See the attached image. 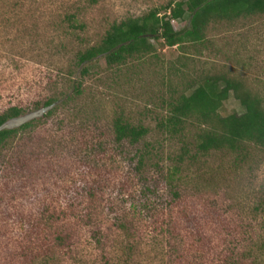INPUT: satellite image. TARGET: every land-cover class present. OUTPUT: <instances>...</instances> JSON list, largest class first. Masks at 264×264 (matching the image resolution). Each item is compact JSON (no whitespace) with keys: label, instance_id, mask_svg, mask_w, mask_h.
I'll return each instance as SVG.
<instances>
[{"label":"rangeland","instance_id":"1","mask_svg":"<svg viewBox=\"0 0 264 264\" xmlns=\"http://www.w3.org/2000/svg\"><path fill=\"white\" fill-rule=\"evenodd\" d=\"M182 1L0 0V114L72 95L79 50ZM205 36L153 40L151 56L111 70L102 60L74 103L0 148V264H264V150L181 165L196 130L180 140L158 128L164 100L197 77L225 74L264 96V15L212 23ZM234 112L243 108L231 95L221 114ZM120 115L150 130L145 141L115 142Z\"/></svg>","mask_w":264,"mask_h":264},{"label":"trees","instance_id":"2","mask_svg":"<svg viewBox=\"0 0 264 264\" xmlns=\"http://www.w3.org/2000/svg\"><path fill=\"white\" fill-rule=\"evenodd\" d=\"M256 15H264V0H184L149 11L142 17L115 23L98 44L77 52L75 67L79 69V76L72 87V95L55 91L43 108L55 107L45 116L53 115L61 105L74 103L82 94L85 78L91 77L102 60L109 70L143 60L155 52L153 40L163 41L170 47L202 44L212 23L233 22ZM176 20L187 21V26L180 31L175 30L172 22ZM231 95L240 103L243 113L223 116L221 110ZM164 103L166 116L158 124L159 130L180 140L188 135L190 129L196 130L191 148L183 140L182 152L177 158L181 165L185 160L218 152L246 158L251 148L264 150V96L248 89L241 80L225 74L197 77L182 92L171 94ZM35 108L42 109L40 102L35 104ZM24 111L22 107L12 106L0 114V129L6 123L23 117ZM37 121L41 120L0 130V148L20 130L33 128ZM113 132L117 144L126 142L137 146L145 141L150 130L120 115L113 121ZM147 147L149 145L145 144L146 150L137 155L139 171L148 159L150 150Z\"/></svg>","mask_w":264,"mask_h":264},{"label":"water","instance_id":"3","mask_svg":"<svg viewBox=\"0 0 264 264\" xmlns=\"http://www.w3.org/2000/svg\"><path fill=\"white\" fill-rule=\"evenodd\" d=\"M53 107V106H52ZM52 107H48V108H43L35 113H32V114H29L27 116H24V117H21V118H18L12 122H8L6 123L0 130H4V129H9V128H12V127H19V126H22L23 124H26L44 114H47Z\"/></svg>","mask_w":264,"mask_h":264}]
</instances>
